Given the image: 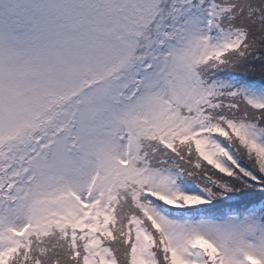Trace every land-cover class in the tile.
I'll use <instances>...</instances> for the list:
<instances>
[{
    "label": "snow or ice",
    "instance_id": "snow-or-ice-1",
    "mask_svg": "<svg viewBox=\"0 0 264 264\" xmlns=\"http://www.w3.org/2000/svg\"><path fill=\"white\" fill-rule=\"evenodd\" d=\"M0 264H264V0H0Z\"/></svg>",
    "mask_w": 264,
    "mask_h": 264
}]
</instances>
